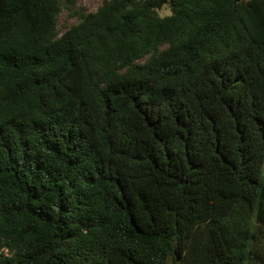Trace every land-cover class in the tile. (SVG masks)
<instances>
[{"label":"trees","instance_id":"obj_1","mask_svg":"<svg viewBox=\"0 0 264 264\" xmlns=\"http://www.w3.org/2000/svg\"><path fill=\"white\" fill-rule=\"evenodd\" d=\"M77 2L0 0V264H264V0Z\"/></svg>","mask_w":264,"mask_h":264},{"label":"rangeland","instance_id":"obj_2","mask_svg":"<svg viewBox=\"0 0 264 264\" xmlns=\"http://www.w3.org/2000/svg\"><path fill=\"white\" fill-rule=\"evenodd\" d=\"M103 0H78L75 7H82L87 12H94L97 7L101 4ZM74 7L72 10L67 11L63 10L57 21V28L60 32L64 31L66 28L77 22V16L74 15ZM160 16H166L170 14V9L168 5H164L161 9L158 10Z\"/></svg>","mask_w":264,"mask_h":264},{"label":"water","instance_id":"obj_3","mask_svg":"<svg viewBox=\"0 0 264 264\" xmlns=\"http://www.w3.org/2000/svg\"><path fill=\"white\" fill-rule=\"evenodd\" d=\"M178 259V258H177Z\"/></svg>","mask_w":264,"mask_h":264}]
</instances>
